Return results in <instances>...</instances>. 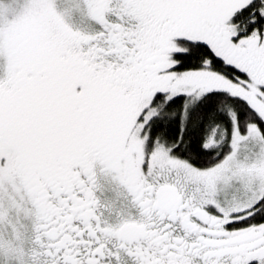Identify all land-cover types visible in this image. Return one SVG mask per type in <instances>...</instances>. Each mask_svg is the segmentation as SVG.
I'll return each mask as SVG.
<instances>
[{"label":"snow or ice","instance_id":"6c2138e0","mask_svg":"<svg viewBox=\"0 0 264 264\" xmlns=\"http://www.w3.org/2000/svg\"><path fill=\"white\" fill-rule=\"evenodd\" d=\"M0 264H264V0H0Z\"/></svg>","mask_w":264,"mask_h":264}]
</instances>
